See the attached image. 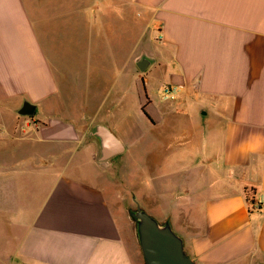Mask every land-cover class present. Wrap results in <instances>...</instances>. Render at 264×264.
<instances>
[{"label":"crops","instance_id":"0c3cea01","mask_svg":"<svg viewBox=\"0 0 264 264\" xmlns=\"http://www.w3.org/2000/svg\"><path fill=\"white\" fill-rule=\"evenodd\" d=\"M0 117V264H143L131 161L195 264H264V0H0Z\"/></svg>","mask_w":264,"mask_h":264},{"label":"water","instance_id":"95a60500","mask_svg":"<svg viewBox=\"0 0 264 264\" xmlns=\"http://www.w3.org/2000/svg\"><path fill=\"white\" fill-rule=\"evenodd\" d=\"M150 63L146 57H141L136 66L140 72H145ZM35 106L24 101L17 110L20 116H32ZM92 135L99 141L98 158L106 160L119 155L123 151L122 145L113 134L100 128L92 130ZM135 221V234L143 264H195L183 250V241L176 235L168 222L159 224L137 204L129 212Z\"/></svg>","mask_w":264,"mask_h":264},{"label":"rangeland","instance_id":"374dc122","mask_svg":"<svg viewBox=\"0 0 264 264\" xmlns=\"http://www.w3.org/2000/svg\"><path fill=\"white\" fill-rule=\"evenodd\" d=\"M68 51L67 49L65 48V46H62V57L64 60L68 59V55H67ZM129 69V67L127 68V70ZM164 95V88L161 89L160 93H159V96L160 98H162ZM163 103L164 100H162ZM26 117H29V116H20V115H17L16 118L18 121H21L22 119L25 120L27 119ZM8 115L4 116V121L6 122L8 119ZM3 120V117H0V121ZM175 131V130H174ZM177 132L178 131H175V137L177 136ZM122 153V152H121ZM121 153L118 156L121 155ZM79 163L84 166L85 169L88 170V168L91 167L90 164H88L86 161H83L82 158H79ZM86 165H87V168H86ZM133 177H135V167H134V162L131 161V165L128 169V172H127V178H128V181L129 183H131V185H126L125 187V190L122 189V187L124 188V186H120L121 185V181L119 180L118 183L117 182H114L111 186H114V187H117V186H120L118 187L119 189H107V192L108 194L110 195V198H111V201L114 205L118 206L119 208H122L123 209V212L129 217V221L131 223V226L133 228V230L135 231V221L130 217L129 215V212L131 210H134L135 209V201L133 200V194H132V191H128L127 189H132V179ZM123 184V183H122ZM122 189V190H121ZM146 212H148L149 214H152L151 211L149 209H146ZM2 259H0L1 261ZM6 259H4L5 261Z\"/></svg>","mask_w":264,"mask_h":264},{"label":"built area","instance_id":"2783aa9c","mask_svg":"<svg viewBox=\"0 0 264 264\" xmlns=\"http://www.w3.org/2000/svg\"><path fill=\"white\" fill-rule=\"evenodd\" d=\"M172 93V91L169 88L164 89V95L167 97ZM261 200L255 201L254 203L251 204V209L252 210H259L260 205H261Z\"/></svg>","mask_w":264,"mask_h":264},{"label":"trees","instance_id":"16d2710c","mask_svg":"<svg viewBox=\"0 0 264 264\" xmlns=\"http://www.w3.org/2000/svg\"><path fill=\"white\" fill-rule=\"evenodd\" d=\"M143 114L146 115L145 111L143 110Z\"/></svg>","mask_w":264,"mask_h":264}]
</instances>
